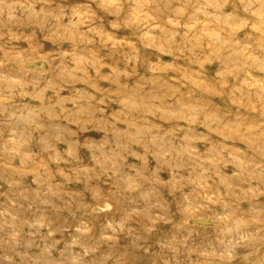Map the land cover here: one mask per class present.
Segmentation results:
<instances>
[{
	"label": "rangeland",
	"instance_id": "obj_1",
	"mask_svg": "<svg viewBox=\"0 0 264 264\" xmlns=\"http://www.w3.org/2000/svg\"><path fill=\"white\" fill-rule=\"evenodd\" d=\"M0 264H264V0H0Z\"/></svg>",
	"mask_w": 264,
	"mask_h": 264
}]
</instances>
